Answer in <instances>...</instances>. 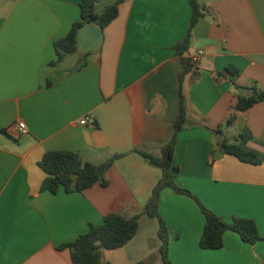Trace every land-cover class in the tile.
Returning a JSON list of instances; mask_svg holds the SVG:
<instances>
[{
    "label": "crops",
    "instance_id": "obj_1",
    "mask_svg": "<svg viewBox=\"0 0 264 264\" xmlns=\"http://www.w3.org/2000/svg\"><path fill=\"white\" fill-rule=\"evenodd\" d=\"M80 1L0 0V264H72L60 245L109 213H141L162 173L134 150L161 156L181 90L188 121L172 158L177 184L227 223L253 220L261 238L249 244L228 230L222 248H201L199 204L166 188L158 212L168 258L171 264H264V100L236 110L250 88L264 91V0H197L203 17L184 57L203 55L184 75L174 46L188 30V0H124L102 30L98 51L51 65L54 43L80 19ZM112 2H99L96 13ZM18 122L27 134L5 132ZM246 129L251 139L244 148L259 164L218 151ZM49 151L75 152L96 165L123 156L107 172L106 187L52 194L41 190L46 175L39 167ZM154 220L140 216L135 237L105 262L145 264L147 255L137 248L146 233L159 240ZM159 245L150 251L152 264H161Z\"/></svg>",
    "mask_w": 264,
    "mask_h": 264
},
{
    "label": "trees",
    "instance_id": "obj_2",
    "mask_svg": "<svg viewBox=\"0 0 264 264\" xmlns=\"http://www.w3.org/2000/svg\"><path fill=\"white\" fill-rule=\"evenodd\" d=\"M101 1L103 0L80 1V19L72 24L70 31L65 37L54 43L56 61L51 63V65L57 64L70 54L77 53V32L84 24L91 23L103 30L117 17L119 5L124 2V0H113L112 3L106 5L103 11L98 14L96 13V5ZM188 1L192 9L188 30L185 38L174 46L176 55L181 57L183 63V75L192 70L193 64L184 55L188 51L192 29L203 17L197 0ZM250 91L249 95L238 97L236 110L245 111L255 103L264 100L263 90L254 86L250 88ZM187 121L185 99L181 90L180 108L177 119L174 122L173 135L161 148V156L156 157L138 149L134 150V152L139 153L152 166L159 168L162 173L142 212L133 217H126L120 213H109L104 217L102 224H91L87 232L80 235L75 241L60 245L59 250L69 251L72 264H109L102 259L103 251L117 250L131 241L139 230V218L142 215L157 220L158 237L160 240L158 252L161 264H171L168 258L169 237L167 227L158 212L160 195L166 188L172 189L177 194L191 196L199 204L205 218L204 229L199 241L201 248L210 250L222 248L223 235L228 230L237 233L243 242L249 244H254L260 240L261 237L253 220L235 218L232 222L227 223L204 207L189 190L177 184L176 180L179 169L173 164L172 158L177 135L185 128ZM228 123H231L230 120H228ZM214 132H221L220 126ZM250 139L251 134L249 130H243L236 137L234 143H221L218 151L223 154L233 155L244 163L259 164V157L254 152L244 148V145ZM122 156V154H116L107 161L96 165L83 161L80 155L75 152H46L39 162V167L46 175L42 182L41 190L57 194L61 189L66 193L83 192L95 184L106 187L108 185L107 172L116 160Z\"/></svg>",
    "mask_w": 264,
    "mask_h": 264
},
{
    "label": "water",
    "instance_id": "obj_3",
    "mask_svg": "<svg viewBox=\"0 0 264 264\" xmlns=\"http://www.w3.org/2000/svg\"><path fill=\"white\" fill-rule=\"evenodd\" d=\"M103 43V32L99 27L86 23L77 32V53L86 55L98 51Z\"/></svg>",
    "mask_w": 264,
    "mask_h": 264
},
{
    "label": "rangeland",
    "instance_id": "obj_4",
    "mask_svg": "<svg viewBox=\"0 0 264 264\" xmlns=\"http://www.w3.org/2000/svg\"><path fill=\"white\" fill-rule=\"evenodd\" d=\"M234 133V131L232 130L229 134ZM156 226H157V222L156 220H154ZM146 238L143 239V243L142 245H139L141 247V249L139 250L137 248L138 254H143L144 256L147 255L146 259H144L145 261H143L145 264H152L154 262V256H152L151 254V250L154 247V243L159 242L160 244V240H157L158 238L154 235V238H151V233H146L145 234ZM142 248L144 250V252H142ZM117 253V252H111L108 250H104L102 253V259L103 261H107V260H111L112 256ZM116 255V254H115ZM117 264V263H115Z\"/></svg>",
    "mask_w": 264,
    "mask_h": 264
},
{
    "label": "built area",
    "instance_id": "obj_5",
    "mask_svg": "<svg viewBox=\"0 0 264 264\" xmlns=\"http://www.w3.org/2000/svg\"><path fill=\"white\" fill-rule=\"evenodd\" d=\"M202 55H203V51L199 50L195 54L191 55L189 59L191 63L195 65L200 61ZM86 120L87 119H84L83 121H81V124L84 125L86 123ZM5 132L15 138H19L22 135L27 134V128L23 122H18V123H14L10 125L9 127H7L5 129Z\"/></svg>",
    "mask_w": 264,
    "mask_h": 264
}]
</instances>
